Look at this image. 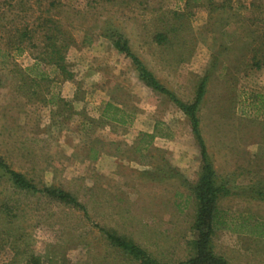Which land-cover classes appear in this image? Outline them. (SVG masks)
Listing matches in <instances>:
<instances>
[{
  "label": "rangeland",
  "instance_id": "374dc122",
  "mask_svg": "<svg viewBox=\"0 0 264 264\" xmlns=\"http://www.w3.org/2000/svg\"><path fill=\"white\" fill-rule=\"evenodd\" d=\"M113 31L184 102L207 77L199 127L230 189L213 252L264 264V237L239 227L264 222V115L246 105L264 94V0H0V156L86 210L14 188L0 170V264H138L99 227L162 264L192 254L196 204L182 181L197 178L198 145L187 117L113 47ZM50 43L64 70L50 62ZM106 103L125 124L102 115Z\"/></svg>",
  "mask_w": 264,
  "mask_h": 264
},
{
  "label": "trees",
  "instance_id": "16d2710c",
  "mask_svg": "<svg viewBox=\"0 0 264 264\" xmlns=\"http://www.w3.org/2000/svg\"><path fill=\"white\" fill-rule=\"evenodd\" d=\"M22 36H26V33H22ZM110 36L113 38V47L118 52L123 53L125 56L130 58L138 80L152 91L165 95L187 117L190 131L199 148L201 165L196 180L193 183H186L185 180L182 181L185 182L182 183V185L186 184L188 191L195 198L196 204L191 225V228L195 233V237L190 242L192 254L186 260L178 264H228L222 257L214 254L212 236L224 225V220L221 218L217 204L220 198L230 193V189L224 182L218 180L214 172L212 163L206 152L204 139L201 135L199 116L197 112L198 105L205 93L207 77L203 76L197 83L193 101L190 103L184 102L172 91L168 90L146 67L143 61L132 52L128 40L121 33L113 31L110 33ZM153 38L157 44H163L167 39V35L162 32H157L154 34ZM50 44L49 54L54 56V58L51 56L50 62L56 68L64 70V65L61 64L62 58L59 54L60 45H56L55 43ZM23 49L24 48L21 45L16 46V52L18 53H20ZM259 63L260 61H256L255 65L258 66ZM250 97L249 102L246 103L247 107H252L253 113L256 116L264 115V94H251ZM244 100L246 101V99ZM118 111L120 112L117 107L113 106L111 103H106L102 115L112 121L125 124V120L119 115ZM242 112L251 114L248 109L242 110ZM140 134L141 139L144 137L152 139L153 137L152 134L148 133ZM0 170L7 175L8 180L14 188L43 195L49 199L57 201L58 203L66 204L79 209L83 212V214L86 213L84 206L79 203L71 193L57 187H37L22 173L12 169L1 156ZM175 174L179 175V172L176 171ZM257 194L258 196H262L260 191H258ZM239 227L241 230L243 229L244 231L250 232L256 236L264 237V222L255 223L252 227H250L251 229L244 228V225L242 224H240ZM99 230L104 234L105 239L111 246L119 249L123 254L136 260L138 264H162L148 254L145 249L132 242L130 239L101 227H99ZM34 264H38V259H34Z\"/></svg>",
  "mask_w": 264,
  "mask_h": 264
}]
</instances>
